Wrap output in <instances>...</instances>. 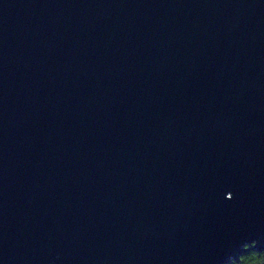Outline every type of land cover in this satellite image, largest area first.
I'll return each instance as SVG.
<instances>
[{
    "label": "water",
    "instance_id": "obj_1",
    "mask_svg": "<svg viewBox=\"0 0 264 264\" xmlns=\"http://www.w3.org/2000/svg\"><path fill=\"white\" fill-rule=\"evenodd\" d=\"M264 250V0H0V264H228Z\"/></svg>",
    "mask_w": 264,
    "mask_h": 264
},
{
    "label": "trees",
    "instance_id": "obj_2",
    "mask_svg": "<svg viewBox=\"0 0 264 264\" xmlns=\"http://www.w3.org/2000/svg\"><path fill=\"white\" fill-rule=\"evenodd\" d=\"M228 264H264V250L249 249L242 254L240 261Z\"/></svg>",
    "mask_w": 264,
    "mask_h": 264
}]
</instances>
